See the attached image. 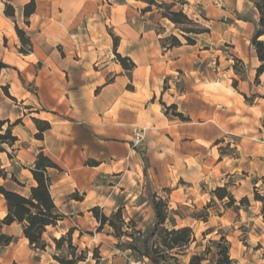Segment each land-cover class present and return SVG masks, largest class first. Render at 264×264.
<instances>
[{"label": "crops", "instance_id": "crops-1", "mask_svg": "<svg viewBox=\"0 0 264 264\" xmlns=\"http://www.w3.org/2000/svg\"><path fill=\"white\" fill-rule=\"evenodd\" d=\"M10 1L16 10L15 21L20 14L25 19L23 9L30 0H22L19 8L17 0ZM35 1L37 10L30 18L29 31H37L40 38L28 34L34 50L25 56L19 52L16 24L5 15L9 1L0 0V59L10 67L0 72V120L11 125L20 121L12 129L19 139L14 158L9 159L6 153L0 158L9 172L19 168L14 175L23 186L17 184L18 188L11 190L23 195L36 186L30 169L37 156L44 153L51 158L60 168L49 170L51 192L65 218L48 227L45 251L30 245L21 224L1 227L0 235L15 240L0 246V264H53V239L71 229L74 245L97 249L100 264H129L133 258L130 250H120L109 226L90 239L80 229L98 230L100 224L91 212L95 207L108 217L122 208L126 221L133 219L132 214L141 212L139 218L142 216L145 205H134L130 201L134 192L124 185L140 179L142 156L148 159L149 178L160 182L194 180L192 170L199 172L201 164L210 163L198 148L211 149L209 158L215 161V98L239 100L238 107L264 116L262 98L253 105L244 104L238 96L249 97L246 92L240 91V95L230 86L215 88V56L221 52L215 49L216 22L232 20L217 31H225V37L231 39L234 59L250 67L249 84L256 80L260 66L251 46L259 13L248 0H185L192 9L201 7L210 33L200 35L195 45L183 42L166 50L161 43L165 37L156 30V17L161 16L155 10L145 12L148 6L141 0H110L109 6L104 4L106 0ZM192 15L200 18L197 12ZM99 18H103L104 27L89 35L85 23L91 25ZM107 27L114 31L108 33ZM171 35L181 39L176 33ZM114 38L119 40L116 48ZM116 53L130 58L135 68L125 70ZM2 87H8L10 96ZM256 88L252 87V94ZM173 105L188 122L166 115V107ZM35 120L51 124L42 139L37 138ZM137 128L146 129L148 135L141 148L133 149L132 135ZM74 194L83 199H73ZM122 198L125 204H121ZM7 212L0 194V222Z\"/></svg>", "mask_w": 264, "mask_h": 264}, {"label": "rangeland", "instance_id": "rangeland-1", "mask_svg": "<svg viewBox=\"0 0 264 264\" xmlns=\"http://www.w3.org/2000/svg\"><path fill=\"white\" fill-rule=\"evenodd\" d=\"M118 1L125 2V0ZM21 2L22 0H17L15 5L19 8ZM104 4L109 6L110 0H106ZM187 4L179 3L174 10H183L184 12L187 10L192 17L185 13L194 22L205 27V22L202 20L205 19V13L201 7L195 6L192 9ZM108 6L107 9H109ZM152 10L161 16L160 19L156 17V30L162 37L167 38L171 36V33H176L186 43L187 41L182 37L180 29H197V26L194 25L177 27L168 19L169 22L162 21V14L165 13V10L160 11L157 7H153ZM194 12L200 16L199 19L193 17ZM237 16L242 18L240 15ZM16 23L28 34L40 38L37 31H29V26L26 25L21 14L17 17ZM165 23H168L167 27L164 26ZM230 23L232 20L217 21L215 24V49L221 51L215 56V88L219 86L221 89H226L230 86V88L236 89L237 91H235L239 94L240 91L247 93L248 101L245 96L241 94L238 96L244 104L253 105L257 98H262L261 102L264 105V75L260 77L262 86L257 87L256 80L248 84V76L251 74L250 67L245 68V66L236 63L229 44L231 39L225 37V31H217L218 27H225L224 24ZM85 27L89 35L96 33L100 27H104L103 18L92 20L91 25L87 22ZM106 31L111 34L114 30L107 27ZM188 35L195 40L200 36ZM95 37L93 36V38ZM19 45L20 48L23 47L21 42ZM234 79H237L238 82L235 83L236 80ZM242 80H246V83L241 84L240 81ZM167 84L168 80L164 83L165 87ZM253 86L257 87L256 94L251 93ZM239 103V100L228 101L223 98H215V161H211L212 159L209 158L211 149L207 147L198 148L202 158L210 160V163L201 164V172L192 170L190 176L194 180L186 181L182 178L163 180L161 182L166 184H162L160 181L149 178L147 172L148 159L142 156L143 169L140 179L137 180L136 177L124 185L134 192L130 201L134 205L143 204L145 207L140 218L141 212L136 215L132 214L133 219L131 221L125 220L130 227L124 226L126 235L120 240L117 239V246L121 251L128 250L129 247L136 249L135 251L130 250L133 258L128 261L129 264H136L146 258L142 255L145 237L153 230L156 222L151 195H157L169 204V220L163 227L168 230L190 227L197 239L196 242L191 243L187 249L183 250V253L177 254L179 263L187 264L193 255L211 248V252L206 257L207 261L204 262V264H210V260L215 259L217 251L210 241H219L222 236H225L231 245V258L238 264H264V116H261L260 111L238 107ZM231 107L232 110H229ZM262 112H264V106ZM169 114L173 116L174 113L170 111ZM9 152L12 153L10 149ZM3 157L6 158V156ZM17 170L19 168L10 169V172L14 174ZM0 185L6 186L8 189L18 188L17 184L11 180L9 183L0 180ZM219 188H225L234 202L231 203L229 197L223 200L219 199L216 192ZM177 190L180 192L174 193ZM121 204H125L123 198ZM126 218L128 219V214ZM80 231L86 235L87 239L95 237L99 232L98 230L88 231L84 227ZM50 234H54V231L51 230ZM161 237L162 232H159L152 244L160 245ZM96 250H89L81 246L78 253L87 252V261L79 264L102 263L98 250V258H95ZM70 253L67 247L60 252H57L56 249L53 251V255L56 254L61 258H71ZM168 255L162 264H175V261ZM52 261L53 264H60L54 258ZM151 264L153 263L151 262Z\"/></svg>", "mask_w": 264, "mask_h": 264}, {"label": "trees", "instance_id": "trees-1", "mask_svg": "<svg viewBox=\"0 0 264 264\" xmlns=\"http://www.w3.org/2000/svg\"><path fill=\"white\" fill-rule=\"evenodd\" d=\"M147 4V8L144 10L152 11L153 7H157L160 11L165 10L163 13V18L168 19L177 27L194 25L197 29H180L182 37L187 41V45H195L196 40L192 39L188 34L201 35L209 33V29L201 27L198 23L194 22L183 10L175 11L174 8L177 4H187L184 0L167 2L165 0H141ZM255 5L259 13V21L255 23L256 31L251 39V46L255 49L260 66L256 71V83L260 84V77L264 74V0H248ZM5 15L8 18L14 20L16 24V32L23 47L20 48L19 52L23 55H30L33 53V43L31 37L26 31L21 29L15 21V7L9 0L5 3ZM37 10V4L35 0H30L24 6L23 14L25 18L26 25L29 26L30 18L35 14ZM118 39L114 38L115 48L118 45ZM163 48L166 50L180 47L183 45V41L175 36L164 38L161 40ZM26 47V49H25ZM117 61L123 66L125 70L132 71L135 68V63L128 57H123L116 53ZM237 64L244 67V63L238 59H235ZM10 68L0 59V72L4 69ZM235 69V68H234ZM236 70V69H235ZM236 83V82H235ZM3 91L7 96H10L8 87H2ZM248 101V97L245 96ZM170 111L174 114L175 118L180 119L183 122H188L189 118L182 113H177V107L175 105L171 107H166V115H169ZM35 124L39 130L37 134L38 139L43 138V134L51 129V124L45 121L35 120ZM20 124L17 121L13 125L9 121L0 120V155L6 153L9 159H13L15 156V145L18 142V137L13 133V127ZM9 149L12 151L9 152ZM55 169L60 170L58 165H56L51 158L46 156L44 153H40L37 156L35 164L31 167L30 171L36 182V186L30 189L28 195H23L15 190L8 189L6 186L0 185V194L4 197L7 205V215L0 222V228L3 226H11L14 223L21 224L23 226L24 236L28 239L30 245L37 250L45 251L48 247V243L45 239V233L48 227H55L61 221L64 220L65 216L59 211L55 204L53 198L51 187L52 178L49 175V170ZM146 173V169H145ZM11 175V176H10ZM0 178L4 180H11L19 186H23L14 174H11L6 168L3 167L0 158ZM217 196L219 199L223 200L229 197L231 203L234 202L232 196L227 192L225 188L217 189ZM73 199L82 200L83 197L78 194H74ZM152 207L155 213L156 222L154 224L153 230L147 234L144 241V251L142 255L148 258L153 264H162L166 261L167 255L175 264L179 263L177 254L183 253V250L187 249L189 245L196 242L197 239L194 235L193 230L190 227H183L179 229L168 230L163 227L169 220L170 208L166 200L159 198L157 195H151ZM94 217L99 222L100 226L98 231L104 229L105 226H109L113 230V236L120 240L126 235L124 232V226L130 227L124 219V214L122 208L114 212L111 216H107L103 213L100 207H95L91 210ZM163 228V229H161ZM159 232H162L161 244L154 245L152 241L157 236ZM73 233L74 229H71L67 234L62 235L59 239H53L55 249L60 252L63 248L67 247L71 253V258H61L54 254V260L58 261L60 264H79L81 262L87 261V252L78 253L79 248L73 243ZM14 238L7 235H0V246H9L14 242ZM211 244L216 248L215 259L210 260V264H238L237 261L231 258L230 249L231 245L225 236H222L219 241H210ZM128 250H136L134 248H127ZM177 251V253H174ZM211 252V248L206 251L195 254L191 257L189 263L187 264H204L207 261L206 257L208 253ZM98 251H95V258H98Z\"/></svg>", "mask_w": 264, "mask_h": 264}, {"label": "built area", "instance_id": "built-area-1", "mask_svg": "<svg viewBox=\"0 0 264 264\" xmlns=\"http://www.w3.org/2000/svg\"><path fill=\"white\" fill-rule=\"evenodd\" d=\"M147 138V132L144 128H137L133 131L132 135V148L137 149L141 147L145 142ZM133 264V263H130ZM136 264H151L150 260L145 258L143 261L137 262Z\"/></svg>", "mask_w": 264, "mask_h": 264}]
</instances>
